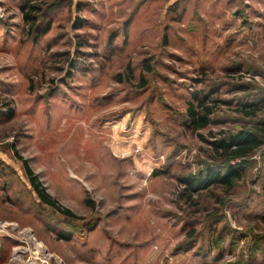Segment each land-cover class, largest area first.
Returning <instances> with one entry per match:
<instances>
[{"label":"rangeland","instance_id":"rangeland-1","mask_svg":"<svg viewBox=\"0 0 264 264\" xmlns=\"http://www.w3.org/2000/svg\"><path fill=\"white\" fill-rule=\"evenodd\" d=\"M0 264H264V0H0Z\"/></svg>","mask_w":264,"mask_h":264},{"label":"trees","instance_id":"trees-1","mask_svg":"<svg viewBox=\"0 0 264 264\" xmlns=\"http://www.w3.org/2000/svg\"><path fill=\"white\" fill-rule=\"evenodd\" d=\"M21 10L23 12V20L27 22L30 17L25 13V8H22ZM200 108L201 110H196L192 106H190L187 109V122L195 130L203 129L207 127L210 123L211 112L209 108H202V106H200ZM229 140V144H226L224 140H222V142L217 144V148L228 150L231 146H236V148L232 150V155L235 158L247 157L256 148L262 145V141L259 139L256 133H250L245 131L231 135L229 137ZM18 159L21 161L24 172L34 191L38 195L40 201L49 207L59 210L65 217L72 218L73 215L68 209H60L56 204V200L53 199L49 194H47L45 187L38 180V177L33 173V171L28 165L27 160L20 157ZM237 177H239L238 171L228 170L223 175H214L209 173L203 179L191 178L186 179L185 182L187 183L189 189H195L194 187H196L197 189H204L213 184H231L233 178Z\"/></svg>","mask_w":264,"mask_h":264},{"label":"bare ground","instance_id":"bare-ground-1","mask_svg":"<svg viewBox=\"0 0 264 264\" xmlns=\"http://www.w3.org/2000/svg\"><path fill=\"white\" fill-rule=\"evenodd\" d=\"M36 246V245H35ZM41 246V245H40ZM15 250V249H14ZM16 250H18V249H16ZM17 252V251H16Z\"/></svg>","mask_w":264,"mask_h":264}]
</instances>
